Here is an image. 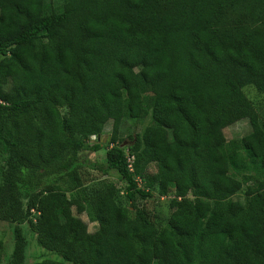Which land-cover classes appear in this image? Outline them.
Wrapping results in <instances>:
<instances>
[{
  "label": "trees",
  "instance_id": "obj_1",
  "mask_svg": "<svg viewBox=\"0 0 264 264\" xmlns=\"http://www.w3.org/2000/svg\"><path fill=\"white\" fill-rule=\"evenodd\" d=\"M46 1L0 0L6 264L25 259L23 199L37 244L59 257L36 264H264V119L243 91L264 93V0ZM247 111L254 133L227 141ZM119 115L151 122L127 146L113 132L104 163L84 159ZM86 164L122 181L128 206L106 179L84 185ZM139 176L174 193L166 227L135 204L151 197Z\"/></svg>",
  "mask_w": 264,
  "mask_h": 264
},
{
  "label": "rangeland",
  "instance_id": "obj_2",
  "mask_svg": "<svg viewBox=\"0 0 264 264\" xmlns=\"http://www.w3.org/2000/svg\"><path fill=\"white\" fill-rule=\"evenodd\" d=\"M45 4L48 6V8L58 9L59 7H61L62 0L46 1ZM243 91L246 97L251 102L252 108L259 119H264V93L259 92L253 86H247L243 89ZM251 118L252 116L250 112L247 111L242 116L235 119V121H231L225 124L222 128V134L225 136V139L227 141H235L237 143H240L241 140L252 135L254 133V127L251 125ZM118 119L119 120H115L114 122L113 120L109 121L104 127L103 136L100 139L104 148L96 153L85 152L83 154L84 159H87L92 163H104L106 152L108 149L106 143L110 141L113 132H115L117 136L123 138L125 143L123 146H127L131 144V141L133 140L135 135L141 134L143 130L148 125H150L151 122L150 116L142 122H139L135 119H130L128 117L122 118L120 115L118 116ZM116 121L118 122L116 123ZM92 139H94V137H92ZM126 152L128 151L126 150ZM5 158V156H0V188L3 186L2 174L6 169ZM152 170V168L151 170L149 169V171ZM252 173H254V170L252 171ZM257 176H260V174H257ZM102 179H106L107 181H110L116 185V187L120 191L118 201L121 203V205L128 206V203L125 199V185L122 181L113 176L103 177L99 172L92 170L90 166H88V164L84 165L81 170V182L84 185H94ZM136 180L138 188L149 191L151 193V197L146 200L137 199L135 204L137 205V207L146 210V212L149 214L150 218L155 222L158 228L166 227L168 218L173 212V210L170 208V203L173 199L174 193L169 190L164 194H161L158 192L157 188L151 181L142 179V177L140 176L136 177ZM244 192L245 186L242 187L241 191L234 197V199L243 202ZM21 202V212L24 217L20 222V226L27 240L25 259L22 264H36L44 258L59 259L58 256L45 251L37 244L36 236L29 228L28 216H26L25 213L27 201L23 199L21 200ZM40 212H42V209L39 205L37 210L34 212V215H37V213ZM80 217L86 223L88 232H93L96 230V225L91 223L86 215H81ZM14 227L15 223L0 220V241L4 243L3 257L5 258L4 260L0 261V264H6L7 257L10 256L13 251L15 242L13 235Z\"/></svg>",
  "mask_w": 264,
  "mask_h": 264
},
{
  "label": "built area",
  "instance_id": "obj_3",
  "mask_svg": "<svg viewBox=\"0 0 264 264\" xmlns=\"http://www.w3.org/2000/svg\"><path fill=\"white\" fill-rule=\"evenodd\" d=\"M127 161H128V169H129V171H133V168H132V161H133V157H128L127 158ZM135 181H137L136 180V178H135Z\"/></svg>",
  "mask_w": 264,
  "mask_h": 264
},
{
  "label": "water",
  "instance_id": "obj_4",
  "mask_svg": "<svg viewBox=\"0 0 264 264\" xmlns=\"http://www.w3.org/2000/svg\"><path fill=\"white\" fill-rule=\"evenodd\" d=\"M124 144H125V143H124ZM124 144H123V145H124Z\"/></svg>",
  "mask_w": 264,
  "mask_h": 264
}]
</instances>
